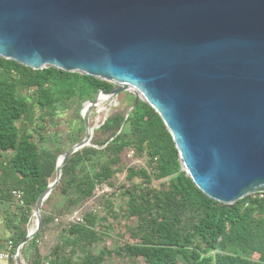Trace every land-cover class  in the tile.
<instances>
[{
    "label": "water",
    "instance_id": "95a60500",
    "mask_svg": "<svg viewBox=\"0 0 264 264\" xmlns=\"http://www.w3.org/2000/svg\"><path fill=\"white\" fill-rule=\"evenodd\" d=\"M0 57L113 84L83 104L85 136L58 158L15 264L66 160L91 145L101 95L149 104L208 198L233 207L264 194V0H0Z\"/></svg>",
    "mask_w": 264,
    "mask_h": 264
},
{
    "label": "trees",
    "instance_id": "16d2710c",
    "mask_svg": "<svg viewBox=\"0 0 264 264\" xmlns=\"http://www.w3.org/2000/svg\"><path fill=\"white\" fill-rule=\"evenodd\" d=\"M112 88L94 77L56 68L33 70L0 57V201L9 204V225L12 207L21 214L20 222L10 227L14 247L28 234L36 202L55 179L58 158L82 140L81 106L98 91ZM124 94L133 104L134 98ZM75 105L78 122L63 140L58 116ZM48 123L54 132L46 133ZM92 145L66 160L60 184L43 205L41 231L26 245L33 251L30 264H107L113 252L143 258L145 264H264V194L248 196L233 207L205 196L182 170L173 137L149 104L140 101L128 114L111 115L95 131ZM132 150L147 158V167L127 166L126 155ZM125 170L130 180L142 178L140 185L126 190L128 216L137 217L131 231L134 242L93 253L91 248L100 241L92 230L93 217L87 210L84 224L67 217L87 207L85 202L100 184L117 188L115 177ZM165 178L163 187L156 189L154 180ZM15 189L23 191L25 208L15 205ZM50 207L57 211L49 212ZM56 219L57 226L64 227L61 241L42 252L39 242L56 226Z\"/></svg>",
    "mask_w": 264,
    "mask_h": 264
},
{
    "label": "rangeland",
    "instance_id": "374dc122",
    "mask_svg": "<svg viewBox=\"0 0 264 264\" xmlns=\"http://www.w3.org/2000/svg\"><path fill=\"white\" fill-rule=\"evenodd\" d=\"M133 104L128 95L124 93L119 95V97L114 102H105L101 107H96L90 114V124L91 127L97 129L100 128L101 125L114 113L123 112L129 113L131 111ZM77 110V106H73L68 110H61L60 115L58 116V128L60 131L59 137L63 140H66L69 133L74 128V125L78 122L75 117V111ZM83 110V105L80 108V114ZM38 124H42L40 120L37 119ZM37 124V125H38ZM47 130L46 133L54 132L55 128H52L51 124H46ZM95 130V131H96ZM95 135V132H94ZM93 135V138H94ZM85 136V132L81 135V139ZM93 140V139H92ZM80 142V141H79ZM78 143V142H77ZM75 143V144H77ZM74 144V145H75ZM73 145H71L72 147ZM92 141H91V145ZM69 146V148H71ZM127 166H137V168H142L144 166L147 167V158L140 157L137 153L134 155L133 159H128V154L126 155ZM135 164V165H133ZM152 173V172H151ZM116 186L117 188H113L107 184H100L95 191V195H93L90 199L85 202V210L93 217L95 220L92 224V230H95L99 233L100 241H97L96 244L91 248V252H98L101 248H108L111 251H114L116 248L122 247L127 243H133L134 240L131 238V231H133L137 225V217L128 216V212L126 211V205L129 198V194L126 191L127 189L133 188L136 185H140L142 182V178H135L130 180L127 178V171L118 173L116 175ZM52 181V180H51ZM165 181L167 179L162 180H154L153 185L156 189L162 188ZM124 185V186H122ZM142 189H146V184H142ZM123 194V195H122ZM57 201V200H56ZM109 202L110 204H107ZM63 203V202H61ZM9 207V204L3 203L0 201V249L6 250L9 242L12 243L13 248L11 249V255L13 257L10 258L14 260V255L16 253V248L13 245V242L10 241L12 229L10 227L14 224L20 222V213L9 212V216H12L13 222L9 221L7 218L8 212L6 211ZM49 212L55 213L57 209L50 207L48 208ZM56 210V211H55ZM76 211V210H75ZM74 211V212H75ZM72 215V214H71ZM60 216L58 213L55 214L57 218ZM70 216V215H69ZM34 217H31L30 223L27 225V228L30 229L33 226ZM56 226L53 227V230L49 231L43 241H40L39 244L42 246V252L48 251L49 249L55 247L61 241L62 228L58 227L55 221ZM45 244V246H44ZM26 245L22 249V259L24 264H30L33 251L30 249H26ZM0 264H9L8 260H0ZM107 264H145L143 258L137 259H129L124 257L123 255L112 253L108 258Z\"/></svg>",
    "mask_w": 264,
    "mask_h": 264
},
{
    "label": "built area",
    "instance_id": "2783aa9c",
    "mask_svg": "<svg viewBox=\"0 0 264 264\" xmlns=\"http://www.w3.org/2000/svg\"><path fill=\"white\" fill-rule=\"evenodd\" d=\"M134 155H135V152L133 150L130 151L128 153V159H133ZM12 197L17 207L25 208L26 203H25L24 193L22 190H18V189L12 190ZM67 221L71 223H75V224H84L85 223V207H81L77 209L75 212H73L72 215L67 217ZM56 222H58V219H56ZM12 248H13L12 243L9 242L6 250H0V260L10 261V258L13 257L11 255Z\"/></svg>",
    "mask_w": 264,
    "mask_h": 264
},
{
    "label": "bare ground",
    "instance_id": "6f19581e",
    "mask_svg": "<svg viewBox=\"0 0 264 264\" xmlns=\"http://www.w3.org/2000/svg\"><path fill=\"white\" fill-rule=\"evenodd\" d=\"M105 102H111L110 97L109 96H105V95H101L100 96V103H99L98 107H101ZM35 224H36V220L34 218L33 226L29 230L34 229L35 228Z\"/></svg>",
    "mask_w": 264,
    "mask_h": 264
},
{
    "label": "crops",
    "instance_id": "0c3cea01",
    "mask_svg": "<svg viewBox=\"0 0 264 264\" xmlns=\"http://www.w3.org/2000/svg\"><path fill=\"white\" fill-rule=\"evenodd\" d=\"M1 250V249H0Z\"/></svg>",
    "mask_w": 264,
    "mask_h": 264
}]
</instances>
